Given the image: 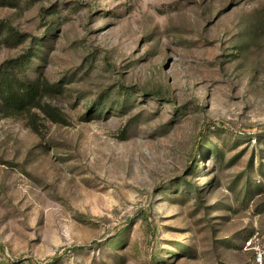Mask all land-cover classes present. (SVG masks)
Wrapping results in <instances>:
<instances>
[{"label":"rangeland","instance_id":"374dc122","mask_svg":"<svg viewBox=\"0 0 264 264\" xmlns=\"http://www.w3.org/2000/svg\"><path fill=\"white\" fill-rule=\"evenodd\" d=\"M0 264H264V0H0ZM22 71V72H21Z\"/></svg>","mask_w":264,"mask_h":264},{"label":"trees","instance_id":"16d2710c","mask_svg":"<svg viewBox=\"0 0 264 264\" xmlns=\"http://www.w3.org/2000/svg\"><path fill=\"white\" fill-rule=\"evenodd\" d=\"M2 29L0 27V31ZM30 56L29 51L0 68V113L3 116L23 115L39 106L44 91L40 82H31L15 73L25 68Z\"/></svg>","mask_w":264,"mask_h":264},{"label":"built area","instance_id":"2783aa9c","mask_svg":"<svg viewBox=\"0 0 264 264\" xmlns=\"http://www.w3.org/2000/svg\"><path fill=\"white\" fill-rule=\"evenodd\" d=\"M255 260H256V264H262L263 261V252L257 250L255 253Z\"/></svg>","mask_w":264,"mask_h":264}]
</instances>
